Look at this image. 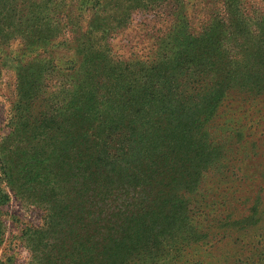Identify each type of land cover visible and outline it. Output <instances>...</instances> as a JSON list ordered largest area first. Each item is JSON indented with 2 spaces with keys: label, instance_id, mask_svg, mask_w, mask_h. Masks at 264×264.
I'll return each mask as SVG.
<instances>
[{
  "label": "trees",
  "instance_id": "16d2710c",
  "mask_svg": "<svg viewBox=\"0 0 264 264\" xmlns=\"http://www.w3.org/2000/svg\"><path fill=\"white\" fill-rule=\"evenodd\" d=\"M211 4L194 33L183 0H93L82 31L64 0H0V43L19 35L26 51L46 52L57 28L74 35L66 70L14 59L15 100L0 136V165L11 174L26 138L58 149L36 155L55 153L67 185L65 199L52 190L42 200L53 204L52 224L66 226L55 246L68 264H127L149 241L172 238L181 227L178 189L195 187L228 155L221 114L264 91V15L248 13L244 0ZM168 6L172 28L154 53L112 54L108 41L132 13Z\"/></svg>",
  "mask_w": 264,
  "mask_h": 264
},
{
  "label": "rangeland",
  "instance_id": "374dc122",
  "mask_svg": "<svg viewBox=\"0 0 264 264\" xmlns=\"http://www.w3.org/2000/svg\"><path fill=\"white\" fill-rule=\"evenodd\" d=\"M183 1L190 28L198 33L207 10L216 6L211 4L214 0ZM92 2L64 0V10L80 16L82 31L91 21ZM244 3L248 13L264 15L263 0ZM172 23L170 6L159 11L134 12L127 25L115 31L108 41L111 52L123 61L150 56L156 50L157 38L168 33ZM52 34L56 38L46 47L47 53L42 47L26 51L22 48L26 42L19 35L0 43V136L9 132L11 103L15 100L14 59L20 65L31 62L41 67L51 63L61 71L74 60L69 49L74 35L61 27ZM243 103L241 109L229 115L222 113L219 119L229 120L230 134L225 136L230 142L227 157L207 169L206 174L201 173L195 187L181 186L176 192L181 199L179 230L172 238L149 241L145 248L134 252L127 264H264V91L245 97ZM236 132L240 137H236ZM42 147L58 150L51 143L26 138L13 157V164L21 163L14 167V175L0 165V264L69 262L67 256H61L66 250L55 246L66 226L52 224L53 204L50 199L42 200L52 190L65 199L67 185L61 177L63 173L56 169L55 153L50 154V159L36 155ZM42 163L50 167L44 169ZM135 196L144 199L142 192ZM113 206L118 211L124 209L117 201Z\"/></svg>",
  "mask_w": 264,
  "mask_h": 264
}]
</instances>
